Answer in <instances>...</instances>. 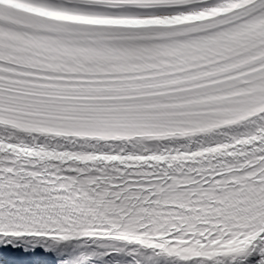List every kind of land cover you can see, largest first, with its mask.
Segmentation results:
<instances>
[{
    "label": "snow or ice",
    "instance_id": "obj_1",
    "mask_svg": "<svg viewBox=\"0 0 264 264\" xmlns=\"http://www.w3.org/2000/svg\"><path fill=\"white\" fill-rule=\"evenodd\" d=\"M4 264H264V0H0Z\"/></svg>",
    "mask_w": 264,
    "mask_h": 264
},
{
    "label": "bare ground",
    "instance_id": "obj_2",
    "mask_svg": "<svg viewBox=\"0 0 264 264\" xmlns=\"http://www.w3.org/2000/svg\"><path fill=\"white\" fill-rule=\"evenodd\" d=\"M9 249H3V248H0V253H8ZM22 253V252H20ZM19 252L17 253L18 255H23V254H20ZM2 264H4V262H2Z\"/></svg>",
    "mask_w": 264,
    "mask_h": 264
}]
</instances>
